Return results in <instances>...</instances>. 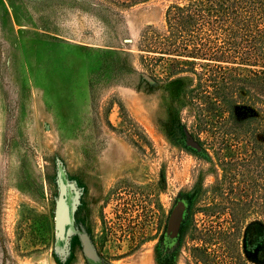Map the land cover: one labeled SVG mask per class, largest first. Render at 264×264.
Instances as JSON below:
<instances>
[{"label":"rangeland","instance_id":"374dc122","mask_svg":"<svg viewBox=\"0 0 264 264\" xmlns=\"http://www.w3.org/2000/svg\"><path fill=\"white\" fill-rule=\"evenodd\" d=\"M167 3L108 11L91 0H0V264H258L257 243L243 240L259 218L254 206L236 235H209L232 231L228 210L210 207L249 192V183L228 192L218 160L229 151L243 159L241 144L227 138L216 154L184 94L190 74L149 85L131 72L140 71L139 32L162 27ZM254 113L262 137L264 114ZM58 172L70 211L63 242L53 227ZM178 201L181 224L171 235ZM80 232L97 261L82 253Z\"/></svg>","mask_w":264,"mask_h":264},{"label":"trees","instance_id":"16d2710c","mask_svg":"<svg viewBox=\"0 0 264 264\" xmlns=\"http://www.w3.org/2000/svg\"><path fill=\"white\" fill-rule=\"evenodd\" d=\"M91 1L111 11L144 0ZM162 21L160 29L148 24L139 32L136 59L140 71L133 67L131 72L137 74L139 83L149 85H167L177 75L190 74L184 94L190 105L199 108L198 121L213 133L216 154L228 147L227 138L241 144L246 157L236 158L229 151L218 160L228 192L236 193L232 183H249L245 185L249 192L239 189L236 199L224 198V207H210L212 213L228 210L232 231H209V235L223 239L236 235L246 211L254 206L259 218L245 225L243 240L257 243L255 260L264 264V136L259 133L257 137L263 123L254 113L264 114V0H168ZM92 84L89 81L90 89ZM118 106L122 111V105ZM192 251L198 261H209L203 247Z\"/></svg>","mask_w":264,"mask_h":264},{"label":"water","instance_id":"95a60500","mask_svg":"<svg viewBox=\"0 0 264 264\" xmlns=\"http://www.w3.org/2000/svg\"><path fill=\"white\" fill-rule=\"evenodd\" d=\"M185 135L187 136V142L189 145L196 149H200L198 144L187 132H185ZM57 184L58 194L54 201L53 207L54 239L56 242H63L65 240L66 227L70 223V211L66 200V186L62 180L60 172L57 174ZM183 208L184 206L180 201L176 202L168 216L167 230L171 235H175L177 232V229L181 223ZM78 237L80 240L82 253L90 260L97 261L98 255L91 245L87 235L84 232H80Z\"/></svg>","mask_w":264,"mask_h":264},{"label":"flooded vegetation","instance_id":"af4514ba","mask_svg":"<svg viewBox=\"0 0 264 264\" xmlns=\"http://www.w3.org/2000/svg\"><path fill=\"white\" fill-rule=\"evenodd\" d=\"M180 224H181V223H180ZM179 228H180V225H179V227H178V229H177V232H178ZM177 232H176V233H177Z\"/></svg>","mask_w":264,"mask_h":264}]
</instances>
